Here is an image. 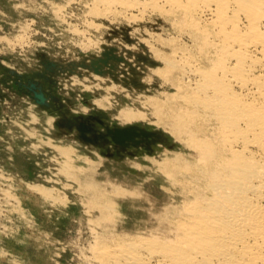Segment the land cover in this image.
I'll use <instances>...</instances> for the list:
<instances>
[{"label":"rangeland","instance_id":"rangeland-1","mask_svg":"<svg viewBox=\"0 0 264 264\" xmlns=\"http://www.w3.org/2000/svg\"><path fill=\"white\" fill-rule=\"evenodd\" d=\"M96 1L0 0V264H104L96 247L166 234L178 197L155 165L177 142L153 96L173 88L146 42L189 38L148 6ZM130 124L149 134L106 132Z\"/></svg>","mask_w":264,"mask_h":264},{"label":"bare ground","instance_id":"bare-ground-1","mask_svg":"<svg viewBox=\"0 0 264 264\" xmlns=\"http://www.w3.org/2000/svg\"><path fill=\"white\" fill-rule=\"evenodd\" d=\"M100 1L124 10L148 6L189 45L165 53L146 40L162 61L155 73L173 88L162 100L153 96L158 120L177 142L155 165L178 197L158 215L166 234L103 244L97 259L264 264V0Z\"/></svg>","mask_w":264,"mask_h":264},{"label":"water","instance_id":"water-1","mask_svg":"<svg viewBox=\"0 0 264 264\" xmlns=\"http://www.w3.org/2000/svg\"><path fill=\"white\" fill-rule=\"evenodd\" d=\"M34 95L38 97L40 101L43 100V96L40 92H34ZM78 129L80 130L82 136L85 137V135L83 134V127H78ZM106 132L109 135L110 139L113 142L118 143L119 145H127L128 142L133 144L137 143L138 140L135 138L136 136H146L149 134V132L145 129L132 124L121 127L116 126L112 128H106Z\"/></svg>","mask_w":264,"mask_h":264}]
</instances>
